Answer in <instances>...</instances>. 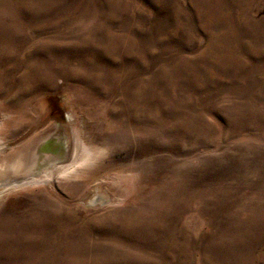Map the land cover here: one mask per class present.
<instances>
[{"label":"rangeland","instance_id":"1","mask_svg":"<svg viewBox=\"0 0 264 264\" xmlns=\"http://www.w3.org/2000/svg\"><path fill=\"white\" fill-rule=\"evenodd\" d=\"M0 65V157L73 150L0 192V264H264V0H0Z\"/></svg>","mask_w":264,"mask_h":264},{"label":"bare ground","instance_id":"2","mask_svg":"<svg viewBox=\"0 0 264 264\" xmlns=\"http://www.w3.org/2000/svg\"><path fill=\"white\" fill-rule=\"evenodd\" d=\"M30 58L32 59L31 55L27 54L21 62L23 66L21 67L22 70L20 69L16 84L19 90L16 91L26 94L33 87L49 90L55 88L57 86L54 80L56 76L51 74V66L46 64V67L39 65L36 68L35 65H32L35 61L30 62ZM16 66L18 65L16 64ZM1 72L3 73V70L0 68ZM78 72L77 68H70L67 73L71 76H77ZM2 77L0 75V80ZM72 157L73 150L70 148L68 135L59 124H52L37 136L14 146L7 155L0 157V192L12 186L18 184L20 186L30 180L44 177L50 173V168L56 169V167L63 166Z\"/></svg>","mask_w":264,"mask_h":264}]
</instances>
